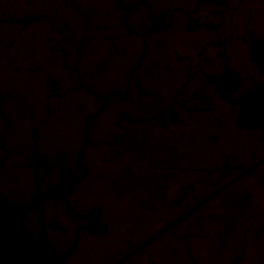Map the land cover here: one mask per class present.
Listing matches in <instances>:
<instances>
[{"label": "flooded vegetation", "instance_id": "flooded-vegetation-1", "mask_svg": "<svg viewBox=\"0 0 264 264\" xmlns=\"http://www.w3.org/2000/svg\"><path fill=\"white\" fill-rule=\"evenodd\" d=\"M0 195L62 264H264V0H0Z\"/></svg>", "mask_w": 264, "mask_h": 264}, {"label": "water", "instance_id": "water-1", "mask_svg": "<svg viewBox=\"0 0 264 264\" xmlns=\"http://www.w3.org/2000/svg\"><path fill=\"white\" fill-rule=\"evenodd\" d=\"M33 202L16 203L0 195V264H62L65 256L72 250L71 247L56 255L53 247L44 238L40 237L38 241L34 239L31 231L22 222L23 215L34 208ZM184 216L175 219L168 226ZM165 228L141 245L154 239Z\"/></svg>", "mask_w": 264, "mask_h": 264}]
</instances>
